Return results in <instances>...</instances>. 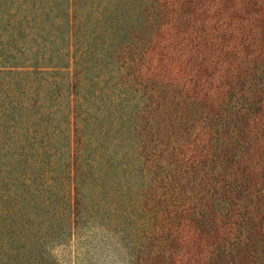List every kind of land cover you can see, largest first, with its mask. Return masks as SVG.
Here are the masks:
<instances>
[{
  "label": "trees",
  "instance_id": "trees-1",
  "mask_svg": "<svg viewBox=\"0 0 264 264\" xmlns=\"http://www.w3.org/2000/svg\"><path fill=\"white\" fill-rule=\"evenodd\" d=\"M189 3L0 0V264H63L54 245L100 207L116 236L129 232L138 264H211L213 253L195 260L199 242L175 248L174 234L157 231L153 196L168 168L147 152L157 122L137 99L155 83L145 73L164 40L189 21ZM237 159L248 190L235 240L245 251L255 236L249 218L264 205V152L256 174L241 151ZM241 187L228 193L237 198ZM212 212L193 218L202 232Z\"/></svg>",
  "mask_w": 264,
  "mask_h": 264
},
{
  "label": "rangeland",
  "instance_id": "rangeland-1",
  "mask_svg": "<svg viewBox=\"0 0 264 264\" xmlns=\"http://www.w3.org/2000/svg\"><path fill=\"white\" fill-rule=\"evenodd\" d=\"M189 2V21L178 36L164 40L145 73L155 83L147 95L145 89L137 94L157 122L147 152L168 168L167 187L158 181L153 196L161 216L157 231L174 234L175 248L194 249L199 242L197 261L213 253L211 264H264V205L249 218L255 236L248 248L242 251L235 240L236 221L247 211L243 202L236 211L247 187L235 164L237 154L242 152L256 174V159L264 152V0ZM177 78L181 84L173 87ZM238 182L242 189L233 198L236 193L228 192ZM208 209L213 214L202 232L193 218ZM81 214L53 247L63 264H138L131 235L123 231V238L116 236L103 207ZM197 233L201 241L193 239ZM259 250L260 262L253 263Z\"/></svg>",
  "mask_w": 264,
  "mask_h": 264
}]
</instances>
